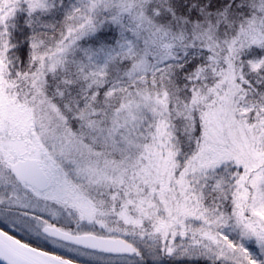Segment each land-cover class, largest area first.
<instances>
[{
	"label": "snow or ice",
	"instance_id": "1",
	"mask_svg": "<svg viewBox=\"0 0 264 264\" xmlns=\"http://www.w3.org/2000/svg\"><path fill=\"white\" fill-rule=\"evenodd\" d=\"M0 264H264V0H0Z\"/></svg>",
	"mask_w": 264,
	"mask_h": 264
}]
</instances>
